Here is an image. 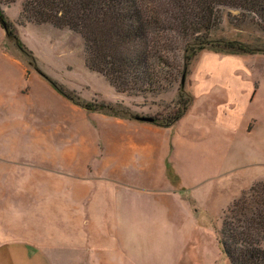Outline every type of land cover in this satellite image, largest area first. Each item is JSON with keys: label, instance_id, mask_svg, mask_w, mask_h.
I'll return each mask as SVG.
<instances>
[{"label": "crops", "instance_id": "0c3cea01", "mask_svg": "<svg viewBox=\"0 0 264 264\" xmlns=\"http://www.w3.org/2000/svg\"><path fill=\"white\" fill-rule=\"evenodd\" d=\"M203 56L211 66L190 73L191 104L170 127L86 111L46 80L25 76L15 58L4 61L10 67L0 65V193L19 175L11 164L17 161L25 162L27 178L34 161L39 177L57 178L40 193L56 194L48 206L60 232L71 226L64 237L80 264H132L135 243L186 238L187 204L216 205L264 180V68L236 54ZM228 60L238 69L212 68ZM27 84L31 95L22 97ZM0 264L54 262L36 244L0 240Z\"/></svg>", "mask_w": 264, "mask_h": 264}, {"label": "rangeland", "instance_id": "374dc122", "mask_svg": "<svg viewBox=\"0 0 264 264\" xmlns=\"http://www.w3.org/2000/svg\"><path fill=\"white\" fill-rule=\"evenodd\" d=\"M22 2L23 0H15L11 4L0 5L5 18L12 25L11 32L13 33L9 36L0 24L1 67L9 68L10 65L5 64L4 61L15 58L21 63L25 76L36 75L46 80L68 102L86 111H98L129 119L146 116L156 118L162 123L178 109L179 87L181 86L183 90L190 93L188 86L191 80L190 73H194V70V75L201 72L202 65L211 66L209 62L205 63L207 58L203 56L208 49H203L190 62L188 74L184 78L178 75L170 88L159 93L144 95L121 92L110 85L100 73L85 66L84 44L80 35L65 28L58 29L49 23L27 22L20 16ZM236 14L237 12L233 10L229 12L226 9L222 10V22L218 29L211 31L209 37L211 39H234L251 47L264 49V32L248 18L239 21L232 20ZM163 44L175 47L177 42L176 45L172 42L168 44L166 40ZM180 46H182L181 43ZM162 55H166L169 60L182 63V54H174V57L173 53ZM223 55L227 54L223 53ZM238 57L246 60V64L252 63L254 68H264L263 52ZM6 63L11 62L6 61ZM212 68L215 71L222 68L228 73H231L233 69H238L231 60L218 65L215 62ZM11 70L14 71V67H11ZM17 73L19 74L18 70ZM182 79L183 83H181ZM50 81L56 86L73 92L80 102L95 104L99 108L89 110L73 102L60 93ZM28 85L21 90L22 97L31 95ZM35 90L34 88V92ZM32 96L37 95L33 93ZM106 105H109L111 110L106 109ZM11 164L15 166L19 175L9 179L7 187L2 188L10 189L8 192L0 193V240H24L36 244L50 252L54 264H80V258L75 259L74 257L73 242L64 237L67 231L71 233V226H65V231L60 232L54 216L56 209L52 210V207L48 206L52 200H55L56 194L40 193L43 189L46 190L47 186H55L57 178L39 177L35 161L32 178L25 176L24 161ZM3 180L1 178L0 182ZM257 183L264 187V180L253 181L231 192V199L229 196L228 201L221 199V202L216 205L214 203L187 204V208L181 215L188 225L186 238L175 233L171 234V240L168 239L165 243L160 241L141 242L140 245L132 243L135 247L130 248L131 253H138L139 257L131 256L129 261L132 264H229L217 242L223 219L230 214L235 201L250 196L252 187ZM248 200V202L252 201V195ZM65 201L68 200L65 198ZM160 243L164 245L160 247ZM162 253L164 256L168 255L169 258L161 255ZM160 256L163 257L160 258Z\"/></svg>", "mask_w": 264, "mask_h": 264}, {"label": "trees", "instance_id": "16d2710c", "mask_svg": "<svg viewBox=\"0 0 264 264\" xmlns=\"http://www.w3.org/2000/svg\"><path fill=\"white\" fill-rule=\"evenodd\" d=\"M14 1L0 0V5ZM225 9L237 12L232 20L248 18L264 32V0H23L20 16L80 35L88 69L121 92L144 95L170 88L178 75L184 78L190 62L203 49L236 55L264 53L260 47L234 39L209 37L219 28ZM0 24L13 35L1 7ZM166 40L177 45L165 46ZM163 53L182 54V63ZM51 83L86 109L99 108ZM191 101V94L180 86L177 111L162 123L156 118L153 122L172 126ZM105 108L111 110L109 105ZM258 184L252 187V201L248 202L250 196L235 201L223 219L217 242L229 264H264V187Z\"/></svg>", "mask_w": 264, "mask_h": 264}, {"label": "water", "instance_id": "95a60500", "mask_svg": "<svg viewBox=\"0 0 264 264\" xmlns=\"http://www.w3.org/2000/svg\"><path fill=\"white\" fill-rule=\"evenodd\" d=\"M183 81L184 80L182 79L181 83H183ZM136 119L142 120V121H149V122H151L153 120L151 117H146V116H142V117L137 116Z\"/></svg>", "mask_w": 264, "mask_h": 264}]
</instances>
